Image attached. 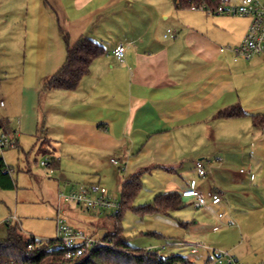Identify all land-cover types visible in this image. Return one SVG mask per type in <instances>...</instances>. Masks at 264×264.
Listing matches in <instances>:
<instances>
[{"label": "crops", "instance_id": "obj_1", "mask_svg": "<svg viewBox=\"0 0 264 264\" xmlns=\"http://www.w3.org/2000/svg\"><path fill=\"white\" fill-rule=\"evenodd\" d=\"M251 24L250 17L179 10L173 0H0V85L10 102L0 130L13 136L20 150V140L29 137L52 170L69 171L70 182L103 186L112 199L122 198L124 183L138 173L143 189L134 205L163 193L182 194L193 185L207 208L184 198V208L171 212L175 218L153 214L165 220L164 230L153 236L162 243L182 237L171 245L182 254L193 242L204 244L200 258L188 256L194 264H207L219 250L259 264L264 260V131L255 129L251 116L264 114V59L244 60L231 51ZM168 30L173 34L167 36ZM63 32L72 45L86 36L105 53L77 90L43 92L66 62ZM119 45L125 47L123 62L113 54ZM233 105L247 116L215 117ZM13 111L20 119L12 127ZM197 162L211 171L207 177L198 176ZM212 191L222 195L217 205L209 197ZM59 210L62 206L55 232ZM68 219L96 238L90 230L100 222L73 214Z\"/></svg>", "mask_w": 264, "mask_h": 264}, {"label": "trees", "instance_id": "obj_2", "mask_svg": "<svg viewBox=\"0 0 264 264\" xmlns=\"http://www.w3.org/2000/svg\"><path fill=\"white\" fill-rule=\"evenodd\" d=\"M177 9H192L205 6L215 9L225 0H173ZM63 39L67 47V58L62 69L56 73L43 87L42 91L60 90L75 91L82 79L89 73L92 63L105 53V48L98 42L82 36L73 45L67 33L63 32ZM247 116L240 105H233L219 111L215 117L237 118ZM255 129L264 131V114L252 115ZM4 123L0 120V129ZM0 187L6 190L15 188L9 170L0 159ZM143 189L141 173L130 177L123 185L120 212L113 217L116 228L108 232L101 239L103 244L95 245L83 257L69 261L65 259L66 249L56 239L45 240L33 249L30 244L37 241L34 237H27L16 226L8 225L6 241L0 244L1 264H194L190 258L182 253H161L156 249H138L132 246L124 236L122 227L123 216L132 212L140 217L171 212L184 208V198L181 193L169 192L159 194L153 202L136 207L135 199ZM121 225V226H120Z\"/></svg>", "mask_w": 264, "mask_h": 264}, {"label": "rangeland", "instance_id": "obj_3", "mask_svg": "<svg viewBox=\"0 0 264 264\" xmlns=\"http://www.w3.org/2000/svg\"><path fill=\"white\" fill-rule=\"evenodd\" d=\"M9 24H14V22H9ZM1 80L2 78L0 77V81ZM4 88L6 87L0 85V116L3 118L6 117L4 115L10 105L5 95L6 93H3L5 91ZM4 105H6V108L2 107ZM10 113L8 118L10 120V125L13 127L15 122L20 119V116L18 112L15 113V111ZM3 133L4 132L0 130V136ZM7 135L9 139H13L12 141L15 144V138L10 134ZM20 142L23 150L15 147H6L2 149L0 146V157L11 167L12 179L17 184V188L13 190L0 189V244L7 239L8 225L18 227L24 235L27 237L32 236L36 240L45 241L55 239V217L60 206H62V214L66 216L69 223L68 216L71 214L77 215L87 223L90 221L94 223L100 222L101 224L98 229L90 230L94 231V235L97 239H103L107 235V231L113 232L115 230L116 225L112 220L113 211L95 210L89 212L90 210H85L80 207L62 205L61 195H67L72 189L77 190L88 185L70 182L72 180H68V177L72 176V174L69 171H54L50 167H42V163L51 164L49 158L44 154L33 151L32 146L34 141L29 137L25 136ZM28 160L33 166L31 173L27 172ZM51 171H53V174L50 173ZM67 183H71L70 185H73L74 188L69 189ZM113 200L119 203L121 200L120 194H116ZM135 206L139 205L137 204ZM170 217L175 218L173 213L170 214ZM166 220L170 224L176 222L172 218ZM164 225L165 220L161 221L159 218H155L152 215H147L142 218L132 212L125 213L122 220L124 236L135 248L161 250L162 247L166 246V251H161V253L169 254L173 251L176 252L177 250L171 247V245L177 241H182V237L170 238L171 240H167V243H162L161 240L153 236L154 230L159 229L162 231L164 230ZM146 234L149 235L147 236ZM166 239L168 238L166 237ZM196 243L199 242H193V246L190 247V249L197 248L199 254L191 253L190 249L183 250V254L193 259L200 258L206 246ZM241 263L246 264L244 261Z\"/></svg>", "mask_w": 264, "mask_h": 264}, {"label": "built area", "instance_id": "obj_4", "mask_svg": "<svg viewBox=\"0 0 264 264\" xmlns=\"http://www.w3.org/2000/svg\"><path fill=\"white\" fill-rule=\"evenodd\" d=\"M200 9L206 10L209 14L250 17L252 24L246 37L239 46L232 48L231 51L237 58L244 60H252L256 57H262L264 59V2L259 0H236L234 5L223 3L215 9H209L205 6L200 7ZM168 34H173V31L168 30L167 36ZM222 51H225V49H222ZM113 54L119 61L123 62L125 59V47L119 45ZM12 140L5 133L1 134V148L14 147L15 144ZM113 162L116 163L115 160ZM42 165L46 167L50 166L48 163H42ZM196 167L199 177L204 178L211 173L200 162H197ZM182 196L183 198H193L195 200L194 205L198 209L207 208L205 196L193 185L184 190ZM209 197L215 205L223 200L222 195L216 191H212ZM61 200L65 205L76 206L85 210H110L113 211V217L117 216L120 212V202L114 201L110 197L108 190L100 185L83 186L67 195H61ZM60 212L56 218L55 239L66 249V260L73 261L79 259L86 255L95 245L103 244L101 239H97L85 233L83 230L73 227ZM223 216L224 213L218 214V218H223ZM43 241L37 240L35 244L29 245V249H33ZM192 252L198 253V249L194 248ZM212 255L213 257L207 261V264H243L226 250L214 251ZM259 264H264V260Z\"/></svg>", "mask_w": 264, "mask_h": 264}]
</instances>
